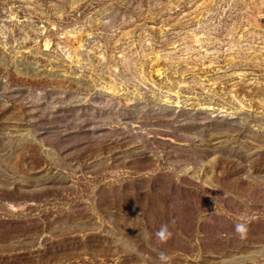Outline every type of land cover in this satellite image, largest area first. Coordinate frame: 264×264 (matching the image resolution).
<instances>
[{"label": "rangeland", "instance_id": "rangeland-1", "mask_svg": "<svg viewBox=\"0 0 264 264\" xmlns=\"http://www.w3.org/2000/svg\"><path fill=\"white\" fill-rule=\"evenodd\" d=\"M160 252L264 264V0H0V264Z\"/></svg>", "mask_w": 264, "mask_h": 264}, {"label": "clouds", "instance_id": "clouds-1", "mask_svg": "<svg viewBox=\"0 0 264 264\" xmlns=\"http://www.w3.org/2000/svg\"><path fill=\"white\" fill-rule=\"evenodd\" d=\"M234 229L235 232L240 235L241 239L246 238L248 233V228L245 224L237 223L234 225ZM155 236L161 243H166L171 238L172 233L169 231L168 225L163 224L157 230ZM133 251L135 250L133 249ZM158 258L161 264H170L171 257L165 254L164 252H160Z\"/></svg>", "mask_w": 264, "mask_h": 264}]
</instances>
